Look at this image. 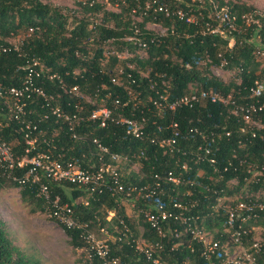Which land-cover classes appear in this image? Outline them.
Returning a JSON list of instances; mask_svg holds the SVG:
<instances>
[{
	"label": "trees",
	"instance_id": "1",
	"mask_svg": "<svg viewBox=\"0 0 264 264\" xmlns=\"http://www.w3.org/2000/svg\"><path fill=\"white\" fill-rule=\"evenodd\" d=\"M84 1L86 4H76L73 11L68 6L52 7L49 0H0V44L9 46L10 38L19 32H23L21 36H24L20 39L18 51L0 54V83L6 87H19L24 65L31 58H37L46 69L41 79L43 88L55 95L56 103L63 109L73 111L75 103L83 104L88 109L96 108L101 103L112 107L114 101L119 100L126 116L135 119L145 117L146 132L150 137L169 136L170 124L177 123L179 152L163 153L148 139L138 140L126 136L123 128L111 124L106 129H93L87 136L90 139L72 140L61 123L56 124L53 118L39 122L50 144L47 146L39 138L38 149L47 151L55 159L61 154L62 159L84 165L97 163V149L91 141L94 137L111 153L127 155L132 161L139 162L144 178L138 182L136 174L129 173V177L123 179L131 184H152L155 175L160 177L158 180L162 184L161 177L168 171L181 173L185 182L174 191L165 185L156 199L166 204L172 200L187 205L186 214L199 217L192 222L193 225L203 227L209 233L214 232V240H227V235L223 233L224 213L222 210L214 211V191L219 193L223 190L221 195L264 191V171L259 176V182L244 181L247 164L264 166V128L255 129L256 137L252 138L248 124L236 108L254 100L250 95L254 81L264 87V63L259 62L254 53L255 47H264V23L259 28L250 25L231 33L226 30L223 38L218 33H211L217 21L210 16L208 4L200 8L197 0H110L116 3L112 6L118 9L117 12L106 7L109 0H105V5L103 0ZM90 1L94 2L92 7L88 6ZM215 2L219 7L227 6L238 17L252 10L239 5V0ZM155 4L172 10L181 8L189 15H194L196 23H186L175 16L165 17L162 13L153 12ZM132 10L135 14H132ZM148 23L165 27L167 33L158 35L146 28ZM133 25L139 29L145 47L125 40L132 35L130 28ZM30 27L35 30L27 37L26 31ZM230 39L234 41L232 47L228 46ZM105 51L131 56L126 59H118L115 55L106 58ZM222 61L226 63L224 69L231 72L229 80L225 82L211 75L209 70L212 66H219ZM187 64L191 67L186 68ZM146 69L148 71L145 73ZM50 74L55 75L53 80L48 79ZM72 86L78 88L81 97H73L68 93ZM191 87L231 95L235 104L223 105L203 100L192 108L181 107L171 111L159 99L162 95L172 102L187 94ZM87 96L93 103L86 102L84 97ZM153 100L161 103L160 108L152 104ZM259 100L261 104L264 103V92ZM4 119L0 115V120ZM254 119L264 126V111L259 112ZM3 123L6 126L0 127V139L11 144L15 154L20 156L24 148L20 124L15 121ZM190 129H196L197 133L190 132ZM53 130H57L58 135L51 142ZM198 145L210 149L217 160L218 173H214L209 164L194 159ZM183 164L188 167L186 172L181 170ZM223 167H227V170L223 171ZM232 178H237V185L228 188L226 182ZM5 184L19 187L23 200L34 204L36 210L47 212L43 201L36 196V187L20 186L1 177L0 188ZM51 188L62 202L71 205L74 218L86 224L85 229L94 232L104 228L108 231L110 256L118 257L123 264H150L136 250L134 228L125 207L119 202L118 194L108 191L89 194L69 184L51 185ZM145 206V200L139 198L134 209L139 212ZM111 211L114 217L107 221L106 217ZM139 215L142 217L141 213ZM249 222L264 226V212H258V218ZM58 225L69 238L73 250L84 247L81 236L84 228L68 229ZM123 225L130 230L128 234L124 233ZM143 225L144 238L149 242L158 241L148 224L143 222ZM178 228L184 230L181 226ZM253 237L254 232L249 230L245 241ZM161 244L163 249L158 252V259L165 264L206 263L200 257V243L192 241L188 233L177 238L167 234ZM83 254L86 264H104L95 256ZM258 262L264 264V246ZM0 264H40L12 245L1 219Z\"/></svg>",
	"mask_w": 264,
	"mask_h": 264
},
{
	"label": "built area",
	"instance_id": "2",
	"mask_svg": "<svg viewBox=\"0 0 264 264\" xmlns=\"http://www.w3.org/2000/svg\"><path fill=\"white\" fill-rule=\"evenodd\" d=\"M177 1L186 2V0ZM197 2L200 8H204L203 5L205 3L208 4L210 16L217 21V26L210 31L211 33H218L223 38H225L224 33L226 30L231 33L250 25H255L259 28L264 23V10L252 9L250 12L238 17L232 14L227 6L219 7L215 0H197ZM72 3L68 7L74 11L77 7L76 4L82 3L84 5L86 1L72 0ZM88 3L89 7L94 4L93 1ZM103 4L105 5V0H103ZM112 10L114 12L118 11L116 7ZM153 12L162 13L165 17L175 16L186 23H196V17L189 15L181 8L172 10L166 6L155 4ZM132 14H135L134 10H132ZM34 30L35 28L30 27L26 31V36H31ZM130 30L132 35L126 37L125 40L140 47H145L146 43L140 38L137 26L133 25ZM154 32L160 36L165 35L163 32ZM22 38L24 36L19 37L16 43L9 40V46L0 44V54L18 51V45L21 43L20 39ZM233 44V39H230L228 46L232 47ZM254 50L256 59L264 63V47L257 46ZM112 55H115L118 59H126L131 56L127 53L105 51L106 58ZM225 64V61H222L219 66H214L216 67L215 71L211 70L213 76L223 82L226 81L222 76V72L227 71L224 69ZM190 67V65H186V68ZM23 70L24 75L19 87H6L0 83V115L5 118L0 120V127L6 126L3 123L4 121L5 123L10 121L17 122L20 124V132L24 140L23 153L19 156L15 154L14 147L11 144L0 139V179L1 177L6 178L20 186L36 187V196L45 204L48 217L68 229L74 227L85 229L86 224L79 223L74 218L71 205L67 202H62L59 195L53 194L51 185L63 186L64 184H69L85 190L89 194L108 191L111 194H118L121 204H123V201L128 202L134 199L135 205L139 198L144 199L146 206L141 208L139 213L142 214L144 222L148 224L159 240L155 242L147 240L142 245L136 244V250L141 252L150 264H165L158 259V252L163 249L161 240L167 234L177 238L181 237L183 233H188L192 241L195 240L200 243V257L205 260V264H260L258 258L262 254L264 238H249L245 241V236L249 232L246 228L249 220L257 219L258 212H264V199H262L264 191L256 193L248 191L233 192L232 197L226 194L221 195L223 190H220L219 193L214 191V194H216L214 211L222 210L224 213L223 233L228 237L224 241L220 239L214 240L213 236L205 231L203 227L192 224L199 217L188 216L186 214V211H188L187 205L172 200L166 204L156 199L158 198L156 197L158 193L164 190L165 185L170 191H174L185 182L181 173L175 174L172 171H168L164 177H161L163 178L162 184L159 182L158 179L160 177L157 175L154 176L155 180L152 184L144 183L140 186L131 184L123 179L129 177V173L136 174L138 182L144 178L139 162L132 161L127 155L111 153L106 146L100 143L99 139L94 137L91 138V141L97 149V163L84 165L74 160L62 159L61 154L55 159L47 151L38 149L39 138H42V142L46 143L47 146L50 144L47 143L49 141L45 137V131L40 129L39 122H46L53 118L56 124L61 123L60 125L66 129L72 140L85 141L90 139L87 136L93 129H106L111 124L123 128L126 136L138 140L148 139L150 143L159 147L163 153L173 154L174 152H179L177 123L170 124L171 133L169 136L154 138L150 137L146 132L147 122L145 117L135 119L126 116L119 100H115L111 105L112 107L101 103L96 108L88 109L83 104L75 103L73 111L65 110L56 103L55 95L48 93L43 88L41 79L46 69L39 59L31 58L24 65ZM47 77L53 80L55 75L50 74ZM263 92V85L258 81H254V85L250 88V95L254 100L246 102L244 105L236 106L242 115V119L248 124L252 138L256 137L255 129L264 128L262 123L254 119L259 112L264 111V103L261 104L259 100ZM68 93L73 97H81L76 86L69 88ZM84 98L87 103H93L90 97ZM159 99L163 100L164 105L171 111L181 107L192 108L203 100L223 105L235 104L231 95L225 96L211 90H197L192 87L187 94L172 102H168L166 97L162 95L159 96ZM152 104L156 108H160L161 105L156 100H153ZM190 132L197 133V130L190 129ZM57 135L58 131L53 130L52 138H50L51 142L54 141L53 139ZM90 153L93 154L92 152ZM194 159L209 164L214 173L220 171L217 167V160L206 146H197ZM23 170L25 171L23 172ZM181 170L186 172L188 170L187 165L183 164ZM226 170L227 167H223V171ZM233 170H237V168H233ZM263 171L264 166L258 167L254 163L247 164L245 166L246 176L244 181L259 182V176L263 174ZM226 185L228 188L236 186L237 178L228 180ZM135 194L136 196L134 197ZM112 217H114V212H108L106 220L111 221ZM120 223L122 224V221ZM179 226L183 227L184 230H179ZM123 229L125 234L130 231L126 225H123ZM100 233L105 235V238H98L91 230H83L81 236L85 245L79 251L84 252L87 257L95 256L99 258L104 264H123L118 257L110 256L108 231L101 228ZM208 234L210 238L207 237ZM119 240L121 239L119 238Z\"/></svg>",
	"mask_w": 264,
	"mask_h": 264
},
{
	"label": "rangeland",
	"instance_id": "3",
	"mask_svg": "<svg viewBox=\"0 0 264 264\" xmlns=\"http://www.w3.org/2000/svg\"><path fill=\"white\" fill-rule=\"evenodd\" d=\"M222 1L231 2L232 0ZM239 2V5L246 8L264 10V0H239ZM49 3L52 7L58 8L73 4L72 0H49ZM108 3L109 5L106 6L108 9L113 8L112 5L116 4L111 3L110 0ZM146 26L149 30L167 33L166 28L161 25L148 23ZM22 33L19 32L10 40L16 43ZM215 68L212 66L209 69L210 72L211 70L215 71ZM147 71L148 69L144 72ZM229 74L231 75L230 72ZM229 74L228 71L222 72L225 80H229ZM211 75H213L212 72ZM229 196L232 197V193ZM262 197L264 199V196ZM123 206L134 228L137 244L142 245L147 241L143 236L145 232L144 219L134 209V201H123ZM0 219L5 223L12 245L29 259L37 260L40 264H86L83 252L71 248L69 238L58 223L49 218L46 212L36 210L31 202L23 200L19 187L5 184L0 188ZM246 228L254 232L253 238H264V226L249 222ZM94 233L98 238H105V235L100 231L95 230ZM210 235L214 236V232H211ZM210 235L208 234L207 237L210 238Z\"/></svg>",
	"mask_w": 264,
	"mask_h": 264
}]
</instances>
